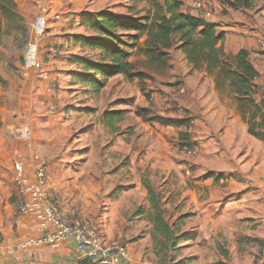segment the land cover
Wrapping results in <instances>:
<instances>
[{"label":"rangeland","instance_id":"1","mask_svg":"<svg viewBox=\"0 0 264 264\" xmlns=\"http://www.w3.org/2000/svg\"><path fill=\"white\" fill-rule=\"evenodd\" d=\"M56 1L55 10L61 14L76 9L75 18L67 24L73 33L68 34L72 38L69 41L74 43L76 53L72 62L78 56L99 59L100 53L82 51L77 42L79 35L90 34L84 27L88 15L109 11L127 19L153 18L165 0ZM212 7L211 19L221 27H230L242 18L252 20L264 31L262 2L257 1L251 10L234 11L214 4ZM30 16L25 31L9 28L17 22L12 24L0 17V57L6 63L0 69L9 75V79L5 77L0 82V134L19 149L29 148L16 130L30 127L34 152L52 163L54 157L49 158L42 150L49 129L42 124L33 128L18 123L19 118L29 114L23 112L25 105L30 106L40 95L23 80L25 70L21 65L31 38L28 23L36 17ZM17 26L20 27L19 22ZM119 33L129 45V61L146 75L142 82L120 75L108 79L105 87L96 92L92 86L79 82L75 74L84 75V66L75 64L69 71L70 78L63 76L58 82L51 77L46 84V92L52 98L55 95L62 99L61 104L53 103L56 110H50L49 102L44 109L47 116L62 114L58 123L52 125L56 128L54 139L58 140L50 141L48 147L55 150L56 156H63L57 161L65 167L68 177L70 198L66 203L72 209L69 213L96 229L109 246L125 247L128 258L123 264H264V141L248 135L246 124H237L230 103L203 102L211 96L206 76L203 71L188 75L191 67L178 44L168 51L169 68L156 72L147 65L148 58L142 52L148 36L141 35L136 41L132 38L135 31ZM260 39L264 41V34ZM259 49L258 54L252 53L253 61L264 71L263 48ZM73 82L76 88H70ZM191 82L195 83L190 85ZM200 87L204 91L201 96ZM261 87L259 101L264 99V73ZM221 93L222 100L233 101L228 92ZM148 108L155 115L167 116L169 112L194 120L189 129H182L189 131L191 141L198 143L195 154L189 155L188 148L180 150L176 128L174 134L169 133L171 130L144 119L140 114ZM109 110L124 111V120L116 122L117 132L106 128L103 122V115ZM216 111L229 114L206 119L204 113L214 115ZM63 128L66 133L61 134ZM146 180L162 195L167 221L180 228L175 247L156 244L152 224L144 216H136L140 208H149Z\"/></svg>","mask_w":264,"mask_h":264},{"label":"trees","instance_id":"2","mask_svg":"<svg viewBox=\"0 0 264 264\" xmlns=\"http://www.w3.org/2000/svg\"><path fill=\"white\" fill-rule=\"evenodd\" d=\"M222 7L234 11L251 10L256 2L264 0H219ZM2 16L13 24L16 31L26 30V19L18 13L14 0H0ZM84 27L90 34L79 35L78 44L89 52L100 53L99 59L76 57L72 64H83L84 75L75 74L79 82L92 86L100 92L108 79L124 76L129 81L142 82L146 75L137 71L129 61V46L121 37L120 31H135L132 35L138 40L141 35H147L146 47L142 52L147 56V65L156 72H164L169 68V53L176 44L185 55L192 70L205 71L214 78L216 88L220 92H228L235 100L243 121L248 125V134L259 141H264V99L258 100L259 86L257 80L260 73L254 66L250 52L242 49L237 55L226 53L224 44L226 32L220 30V25L204 19L193 18L182 11L178 0H165L158 5V12L153 18L143 16L138 19H127L125 16L114 15L109 11L88 15ZM12 29V28H11ZM86 29V30H87ZM76 56V55H74ZM101 78V79H100ZM74 79V78H73ZM151 123L162 127L187 128L193 120L187 117H166L155 115L151 108L143 109L140 114ZM124 120V111H106L103 122L106 128L117 132L116 122ZM197 142L191 141L189 131H180L178 146L180 150L194 149ZM213 177V176H211ZM223 177V176H222ZM217 176V180H220ZM148 191V210L140 208L136 216H144L153 226L152 236L156 244L164 247H175L180 240L177 236L180 228L171 225L164 211L163 197L148 180L144 181Z\"/></svg>","mask_w":264,"mask_h":264},{"label":"crops","instance_id":"3","mask_svg":"<svg viewBox=\"0 0 264 264\" xmlns=\"http://www.w3.org/2000/svg\"><path fill=\"white\" fill-rule=\"evenodd\" d=\"M14 2L17 6L18 13L25 19H28L29 17L30 19H32V17L30 16L32 14L36 16V0H14ZM48 2L50 3L49 8L51 11L49 29L47 35L39 41V46L42 53L41 56L45 62V70L49 73L50 78H55V80L60 82L63 76L66 78L71 77L69 75V71L73 69L72 67H74L73 65H75L70 61L74 54H76L73 51V49H75L73 47L74 43L71 42L72 38L68 37V34L72 35L73 33L70 32L67 24H69V22L75 18L76 9L72 8L70 10H65L61 14L55 10V8L57 7L56 0H51V2ZM55 13L61 14V18L59 20H55V18H53V14ZM0 17H3L1 12ZM34 20H31L30 23H28V26L30 28V37H33L32 27ZM208 21L212 23H219L213 19ZM234 22L235 23H233L230 27L220 26V30L226 32L227 35L224 48L227 54L233 56L237 55L242 49H246L250 52V58L261 76L257 80V84L259 86L257 99H259L262 88L261 78L264 71L261 66H258L253 61L254 59L252 53L258 54L259 52H261L259 47L263 48L262 52L264 53V46L261 45L262 40L260 39L262 37V34H264V31L257 24H253L252 20L246 21L245 19L238 18ZM67 44L69 46H67ZM79 46L80 49L84 51L85 48H82L80 44ZM44 55L47 57L45 58ZM197 72L198 71L192 70L190 68L188 75H196ZM203 73L206 76L205 80L211 89V96L208 95L207 100H201L206 105L207 103H210L212 101H215L214 103L216 104L226 105L227 103H230L233 106V118L237 121V124H246L240 116V112L238 111V106L235 100H222L223 94L216 89V85L212 77H210L205 71ZM24 74L25 75L23 77V80L26 82V84H29L33 88L37 89L38 94L40 95L37 98H34V101L30 106L25 105L23 112H29V114L23 116L22 118H19L18 123L24 122L25 125L31 126L33 128H36L39 124H42V126H44L46 129H49L48 131L50 132V135L49 137H47V142L42 145V150H45L46 156L51 159L54 157V159H52L53 162L48 163L47 186L51 191L56 192L60 195L64 209L69 213L72 209L68 208V204L66 203V200L70 198V186L69 182L67 181L68 177L66 175L65 167L57 161L58 157H60L62 160L63 156H60V154L56 156L55 150L50 151L48 147L50 141L52 142L54 140H58L54 139L55 137L53 134V129L56 128L52 127V125L56 122L58 123V117L62 114L59 113L47 116V110L44 109V105L47 102H49V105L47 106H52L54 102L61 104L60 102L62 99H58L54 94V98H52V95L46 92V84L48 80L41 79L36 70L25 71ZM5 77L9 79V75H7L3 70L0 69V82H2L3 78ZM194 83L195 82H191L190 85H193ZM75 85L76 84L73 82V84L70 85V88H76L77 86ZM60 93V95H62V92ZM203 93L204 91L200 87L198 95L201 96ZM206 105H202V107H205ZM167 114L168 115L166 117H175L173 113L168 112ZM228 114V112L224 114L219 113L218 111H216V114L214 115L204 113L206 119L208 120H211L210 118L213 117L224 118V115ZM198 119L200 118L198 117ZM198 119L195 120L201 123L200 120L202 119ZM243 125L241 126L244 127L245 125ZM246 126L247 129H245L248 133V125L246 124ZM165 128L171 130L169 131V133L174 134L176 132L174 131L175 128L173 127ZM19 129L20 128H18V130ZM18 130H16V132ZM176 130L178 132L183 131L182 128H176ZM45 133H47V131ZM60 133H66L65 129L63 128V131H60ZM4 136L5 135L0 134V264H78V254L76 251L75 243L72 240L66 241L57 248H53L46 243L27 249H23L20 246L28 239L42 238L43 234L39 231V221L34 215L30 214L21 216L17 212L14 190V163L21 161L24 164L27 173H31L34 167V155L37 154L45 159L47 158L40 153L34 152L35 150L33 149V143L29 148L20 147L19 149L16 147V145H11V143H8L6 141V136Z\"/></svg>","mask_w":264,"mask_h":264},{"label":"built area","instance_id":"4","mask_svg":"<svg viewBox=\"0 0 264 264\" xmlns=\"http://www.w3.org/2000/svg\"><path fill=\"white\" fill-rule=\"evenodd\" d=\"M182 11L193 17L209 20L213 17L214 4L220 6L219 0H178ZM37 14L33 22V37L27 44L21 60L23 70H36L40 78L50 80L45 70V62L41 56L39 41L47 35L50 21L48 0H36ZM55 20L61 14H53ZM218 24V23H217ZM264 46V41H261ZM67 46H69L67 44ZM6 63L0 57V65ZM50 106V110H56ZM18 138L30 147L33 140L31 128L22 127L17 133ZM189 155L195 150L189 149ZM34 167L27 173L21 161L14 163L15 205L19 215H34L39 221V231L43 234L40 239H28L20 246L23 249L48 244L53 248L60 247L68 240L75 243L78 260L93 258L92 264H123L128 258V251L123 246L111 247L101 237L96 229L91 227L80 216L68 213L62 204L60 195L51 191L48 186V161L40 155H34Z\"/></svg>","mask_w":264,"mask_h":264},{"label":"water","instance_id":"5","mask_svg":"<svg viewBox=\"0 0 264 264\" xmlns=\"http://www.w3.org/2000/svg\"><path fill=\"white\" fill-rule=\"evenodd\" d=\"M93 258H85L79 261L78 264H92L93 263Z\"/></svg>","mask_w":264,"mask_h":264}]
</instances>
